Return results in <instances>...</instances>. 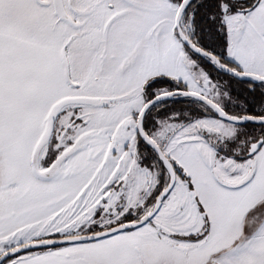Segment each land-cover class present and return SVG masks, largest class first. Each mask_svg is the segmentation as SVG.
<instances>
[{"label":"snow or ice","instance_id":"obj_1","mask_svg":"<svg viewBox=\"0 0 264 264\" xmlns=\"http://www.w3.org/2000/svg\"><path fill=\"white\" fill-rule=\"evenodd\" d=\"M0 264H264V0H0Z\"/></svg>","mask_w":264,"mask_h":264}]
</instances>
